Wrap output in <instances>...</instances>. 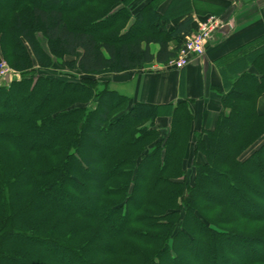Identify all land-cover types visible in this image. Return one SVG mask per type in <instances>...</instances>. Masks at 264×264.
Wrapping results in <instances>:
<instances>
[{
  "label": "trees",
  "instance_id": "16d2710c",
  "mask_svg": "<svg viewBox=\"0 0 264 264\" xmlns=\"http://www.w3.org/2000/svg\"><path fill=\"white\" fill-rule=\"evenodd\" d=\"M157 9L0 0V54L20 73L0 82V264H264V45L234 64L213 129L180 102L161 135V105L108 79L176 56L193 16L167 29ZM61 61L79 73H40Z\"/></svg>",
  "mask_w": 264,
  "mask_h": 264
},
{
  "label": "crops",
  "instance_id": "0c3cea01",
  "mask_svg": "<svg viewBox=\"0 0 264 264\" xmlns=\"http://www.w3.org/2000/svg\"><path fill=\"white\" fill-rule=\"evenodd\" d=\"M155 1L158 12L169 16L167 29H173L187 15L193 16L194 29L196 19L208 14L222 16L224 26L229 27H221L207 44L205 53L193 57L181 69H168L165 63L153 61L139 69L111 73L109 84L136 101L161 107L173 108L186 102L193 114V130L213 129L220 113L228 112L223 106V95L244 71H234V64L245 61L246 55L264 45V0H187L188 4L176 0L171 10L173 0ZM136 2L145 4L147 0ZM150 49L156 54L159 44L151 43ZM252 67L248 69L258 73ZM257 110L264 113V92L257 99Z\"/></svg>",
  "mask_w": 264,
  "mask_h": 264
},
{
  "label": "built area",
  "instance_id": "2783aa9c",
  "mask_svg": "<svg viewBox=\"0 0 264 264\" xmlns=\"http://www.w3.org/2000/svg\"><path fill=\"white\" fill-rule=\"evenodd\" d=\"M224 19L221 16L210 14L203 19H196V28L185 37L176 56L165 62L167 68L181 69L187 65L195 56L204 54L206 45L212 39L216 31L224 25ZM10 69L6 61L0 62V78L3 80L6 75L16 74Z\"/></svg>",
  "mask_w": 264,
  "mask_h": 264
},
{
  "label": "rangeland",
  "instance_id": "374dc122",
  "mask_svg": "<svg viewBox=\"0 0 264 264\" xmlns=\"http://www.w3.org/2000/svg\"><path fill=\"white\" fill-rule=\"evenodd\" d=\"M38 36H39L40 41L44 45V47H46V40L41 36V34H39ZM4 60L6 61L8 67L14 71L15 69H13L12 66H10L9 62L3 56V54H0V62H2ZM39 70H40V73L41 74H46V75H49V74H58L59 72H62V71L63 72H66V73L67 72L68 73H74L76 75L79 73L75 68L68 67L67 65L66 66L62 65V61L59 64L58 63L55 64L51 68H48V69H43V68L41 69V68H39ZM15 71L17 72V70H15ZM16 74H19V77H20V73L17 72ZM16 74H15V76H16ZM0 82H2L1 78H0ZM171 109H172V106L171 107H161V109H160L161 116H159V118L157 120V127L159 129H161V135H164V136L167 134L168 129H169V123H168L169 122V119H167V116H168L167 113L169 114L168 111H170ZM258 143H260V142H258ZM258 143H256V145L254 146V148L258 145ZM248 151H247V154L250 153ZM186 167L188 168L187 175H188L189 180H190L189 182H191L192 181V178H193V175H194V168H193L190 160L187 163Z\"/></svg>",
  "mask_w": 264,
  "mask_h": 264
},
{
  "label": "water",
  "instance_id": "95a60500",
  "mask_svg": "<svg viewBox=\"0 0 264 264\" xmlns=\"http://www.w3.org/2000/svg\"><path fill=\"white\" fill-rule=\"evenodd\" d=\"M228 27H229V26L226 25V26H224V29H227ZM6 79L8 80V76L6 77Z\"/></svg>",
  "mask_w": 264,
  "mask_h": 264
}]
</instances>
